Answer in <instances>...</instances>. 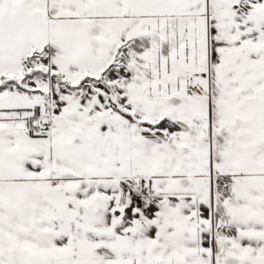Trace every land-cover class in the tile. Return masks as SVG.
I'll use <instances>...</instances> for the list:
<instances>
[{
	"label": "snow or ice",
	"instance_id": "6c2138e0",
	"mask_svg": "<svg viewBox=\"0 0 264 264\" xmlns=\"http://www.w3.org/2000/svg\"><path fill=\"white\" fill-rule=\"evenodd\" d=\"M0 264H264V0H0Z\"/></svg>",
	"mask_w": 264,
	"mask_h": 264
}]
</instances>
